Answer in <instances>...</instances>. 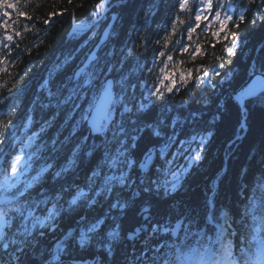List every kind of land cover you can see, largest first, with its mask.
<instances>
[{
	"label": "snow or ice",
	"instance_id": "obj_1",
	"mask_svg": "<svg viewBox=\"0 0 264 264\" xmlns=\"http://www.w3.org/2000/svg\"><path fill=\"white\" fill-rule=\"evenodd\" d=\"M233 3L234 0H178L169 29L155 42L161 45L156 59L166 57L160 61V77L152 85H141L139 100L136 85L129 84L127 75H112L119 71L111 62L115 50L105 53L104 58L100 55L111 36L105 28L100 43L65 80L54 84V75L49 74L41 85L44 100L34 102L19 127L8 118L16 112L15 107L0 118V147L8 143L16 153L7 167L0 168V264H88L81 253L94 255V264H130V253L124 245L137 251V243L143 247L138 255H132V264H264V173L251 194L245 195L247 202L239 219L228 203H217L218 181L209 189L202 213L158 206L181 186L188 169L202 159L211 135L195 129L188 134L177 118L164 113L148 117L151 98L163 96L160 85L173 75L167 71L173 61L172 52L187 53L192 59L205 55L200 43H195L192 51L190 43L182 44L180 29L186 19L181 13L187 21H195L187 23L188 41L193 40L203 21V32L210 33L213 48L215 42L233 35L231 46L224 45L222 49L232 56L237 40L226 26L230 22L236 26ZM27 4L28 0L23 6L19 0H0V73L9 77L6 65L15 63L6 58L12 52L11 45L19 47L16 42L35 28L34 23L31 27L26 23L23 30L18 27L21 17L34 19L23 10ZM93 7L94 22L76 25L77 32L96 28L106 19V0H99ZM9 9L14 10V18ZM52 15L48 13L42 23L48 24ZM149 16L150 12H145V23ZM117 19L111 17L113 24ZM243 19L241 15L239 20ZM214 24L220 27L213 30ZM178 34L180 38L174 39ZM171 45L182 46L176 49ZM117 63L122 65L123 61ZM179 63L172 67L178 68ZM60 67L57 65L58 71ZM208 75L205 68L203 76ZM188 76L191 77L190 69ZM195 79L202 78L198 75ZM180 80L187 83L184 72ZM174 83H169L166 91L171 92ZM230 99L238 106L239 131H246L249 105H264V62L247 72ZM4 103L0 99V105ZM37 108L41 113L39 121L35 116ZM48 110L51 115L45 118ZM61 113L64 123L60 127L67 128L68 134L63 139L58 134L50 141L43 140ZM36 124L38 130L33 131ZM181 135L185 138L181 139ZM141 142L145 144L142 151ZM68 145V154L57 164ZM180 158L184 164L177 163ZM81 172L83 183L79 182ZM65 221L68 227L61 229Z\"/></svg>",
	"mask_w": 264,
	"mask_h": 264
},
{
	"label": "trees",
	"instance_id": "obj_2",
	"mask_svg": "<svg viewBox=\"0 0 264 264\" xmlns=\"http://www.w3.org/2000/svg\"><path fill=\"white\" fill-rule=\"evenodd\" d=\"M24 2L25 0H19V5L23 6ZM97 3L99 0H73L72 4H69L68 0H28L23 10L34 19L27 21L21 17L18 27L23 30L26 23L30 27L34 23L35 28H31L24 34L22 40L16 42L19 47L11 45L12 52L6 57L15 63L6 65L11 77L0 73V99L5 101L0 105V118H4L10 109L15 107L16 112L8 118L19 127L29 111L34 108V102L38 98L44 100L45 93L41 85L49 74L54 75V84L65 80L85 56L94 50L102 31L114 14L118 19L114 24L112 22L109 27L111 36L100 49L102 58L105 57V53L115 50V58L111 62L116 64L119 71L113 72L112 75L117 78L120 75H127L129 84L136 85L134 91L137 100L141 98L142 84L147 82L148 85H152L158 82L159 68L163 66L160 61L166 57L156 59L161 45L155 42L169 29L178 0H108L104 13L106 19L96 28L91 30L85 28L84 31L77 32L76 25H89L93 22L91 14L95 10L93 6ZM8 11L14 18V10ZM145 12H150L146 23ZM48 13L53 15L49 23L44 24L42 21L48 19ZM232 14L236 26L230 22L226 30L235 35L237 47L235 54L229 56L222 49L224 45L231 46L233 35L230 34L227 40L215 42L213 48L210 45L214 41L210 33L203 32L205 22L202 21L190 42L187 40L186 27L187 23L195 21L194 19L187 21L185 14L181 13L186 19L185 26L180 29L183 33L182 44L190 43L192 51L195 43H200L205 55H198L192 59L187 53L181 55L178 51H173V61L167 69L173 75L160 85L163 96L151 98L149 118L164 113L169 118H177L188 134H191L193 129L211 134L204 146L202 159L188 169L181 186L161 200L158 206L164 210L195 209L202 213V205L209 189L214 181H218L215 185L218 192L217 203H228L239 219V212L247 202L245 195L251 194L261 178V173H264V105H249L246 131H239L238 106L230 99V94L224 91L227 85L233 89L237 87L254 65L258 67L264 62V5H261V0H253L252 3L248 0H234ZM194 15L193 11L192 16ZM241 15L244 16L242 21L239 20ZM219 27V24H214L213 30ZM141 36L144 37L143 40ZM177 38H180L179 34L174 37ZM136 45L142 46L137 48ZM180 46L182 45L170 47L178 49ZM216 57L220 59L217 60ZM66 58L67 63H63ZM118 61H123L122 65L117 63ZM177 62H180L178 68H173L172 65ZM221 64L223 67H220ZM57 65H61L59 71ZM197 68L201 71L197 72ZM205 68L209 72L207 77L203 76ZM149 69H152V73H149ZM189 69L191 77L188 76ZM181 72L185 73L187 83L180 80ZM198 75L201 76V81L195 79ZM173 80L175 83L172 91H166L168 84ZM8 89H11L10 93ZM132 90L129 89L130 92ZM40 115L37 108L35 112L37 121ZM44 115L47 118L51 111H46ZM63 123L64 114L61 113L57 116L54 126L47 129L42 139L50 141L58 134L63 139V136L68 134L67 128L60 127ZM38 127L36 124L32 130H38ZM180 138L184 139L185 136L181 135ZM70 148L71 145H68L60 154L56 160L57 164L63 161ZM144 149L145 144L141 142L139 150ZM15 154L8 143L0 147V168L7 167L11 156ZM177 163L184 164L185 161L180 158ZM79 175L81 177L79 182L83 183L84 173L81 172ZM66 227L67 221L61 224V229ZM142 247L141 243H137V251H134L130 245H124L130 253V264L132 255H138V250ZM80 255L88 262L94 257L88 253Z\"/></svg>",
	"mask_w": 264,
	"mask_h": 264
},
{
	"label": "water",
	"instance_id": "obj_3",
	"mask_svg": "<svg viewBox=\"0 0 264 264\" xmlns=\"http://www.w3.org/2000/svg\"><path fill=\"white\" fill-rule=\"evenodd\" d=\"M107 30H108V27H107ZM102 35H103V33H102ZM99 43H100V41H99ZM224 91H228L230 93V95H231L233 93V88L230 87V86H226L225 89H224ZM94 260L90 264H94Z\"/></svg>",
	"mask_w": 264,
	"mask_h": 264
}]
</instances>
